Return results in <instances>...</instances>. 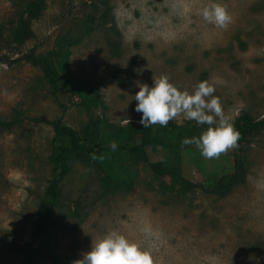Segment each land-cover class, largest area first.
Returning <instances> with one entry per match:
<instances>
[{
	"label": "rangeland",
	"instance_id": "rangeland-1",
	"mask_svg": "<svg viewBox=\"0 0 264 264\" xmlns=\"http://www.w3.org/2000/svg\"><path fill=\"white\" fill-rule=\"evenodd\" d=\"M32 1L0 0V55L11 60L0 64V119H20L0 127V264H25L20 249L33 242L52 179L49 121L62 118L78 131L96 118L139 124L138 84L161 75L190 93L201 81L214 85L231 122L241 112L264 117V0H215L232 16L226 28L200 15L213 0H45L32 38L17 47L12 29ZM31 49L58 71L56 97L42 70L22 59ZM65 64L101 99L76 91ZM168 123L175 128L166 137L180 141L206 130L182 114ZM101 156L110 190L88 160L73 161L55 210L59 228L48 245H34L39 264H73L113 230L149 250L153 264H264V129L211 159L195 145ZM240 166L246 181L230 194L207 185ZM184 178L205 187L184 189Z\"/></svg>",
	"mask_w": 264,
	"mask_h": 264
},
{
	"label": "trees",
	"instance_id": "trees-1",
	"mask_svg": "<svg viewBox=\"0 0 264 264\" xmlns=\"http://www.w3.org/2000/svg\"><path fill=\"white\" fill-rule=\"evenodd\" d=\"M46 6L45 0H34L30 2L25 9V16L18 19L12 29V41L17 47H22L32 38V22L40 17ZM23 60L39 67L47 81L52 87V95L57 96L60 89V77L58 71L53 66L52 61L46 56L37 55L34 49L24 54ZM17 59L14 62H18ZM11 60L7 55H0V64H9ZM66 80L75 86V90L87 99L90 98L93 103L101 99L98 92H95L91 86L79 78L73 77L67 67L64 65ZM20 119L6 121L0 119V127L12 128ZM55 133L56 145L50 157L52 165V179L49 180L43 196L40 199L37 219L33 232L32 244L21 247L24 254L25 264H39L38 256L40 247L34 245L39 243L48 245L50 239L54 236L59 228V220L55 214L63 195V183L72 171L74 160H88L92 168L95 169L102 186L109 189L111 178L109 175H101L103 171L97 163V159L107 151H112L107 142L115 141L118 145V151H122L132 158L144 154L148 148L153 146L165 147L172 150L185 149L191 145H183L182 141L174 137H166L169 131L175 128V125L168 123L167 126L154 124L144 128L135 122L126 123L125 125H116L100 118L91 120L81 131H78L58 118L48 122ZM240 133V138L236 145H241L247 141L248 137L264 129V117L254 118L248 112H241L237 119L232 122ZM208 128L209 125H199ZM93 154L97 157L93 159ZM156 173H161V169L156 165ZM248 171L240 166L236 168L231 175L216 178L207 185L215 188L222 196L230 194L236 187L245 183ZM184 189L204 188L205 185H195L184 178ZM110 190V189H109ZM9 244V243H6Z\"/></svg>",
	"mask_w": 264,
	"mask_h": 264
},
{
	"label": "clouds",
	"instance_id": "clouds-1",
	"mask_svg": "<svg viewBox=\"0 0 264 264\" xmlns=\"http://www.w3.org/2000/svg\"><path fill=\"white\" fill-rule=\"evenodd\" d=\"M200 15L206 22L220 28H226L232 21L227 8L215 0L203 7ZM138 88L139 91L133 96L137 101L135 111L142 113L138 123L144 128L154 124L167 126L170 120L182 114L185 119L198 125H209L199 137H185L182 140L183 145H195L204 158L218 157L236 146L240 133L230 117L225 115L219 97L213 95L215 87L208 81L199 82L190 93L178 89L167 75H161L153 79L151 86L138 84ZM125 123L129 124L130 121L127 119ZM109 147L115 151L118 145L111 141ZM92 158L97 157L93 154ZM145 231L150 232V229ZM73 264H153V260L149 250L113 230L101 239L92 241L90 250Z\"/></svg>",
	"mask_w": 264,
	"mask_h": 264
}]
</instances>
